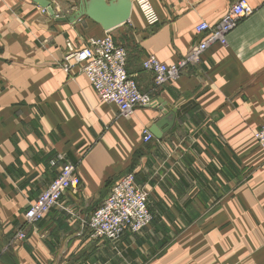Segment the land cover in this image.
Returning <instances> with one entry per match:
<instances>
[{
  "label": "crops",
  "instance_id": "1",
  "mask_svg": "<svg viewBox=\"0 0 264 264\" xmlns=\"http://www.w3.org/2000/svg\"><path fill=\"white\" fill-rule=\"evenodd\" d=\"M49 1L59 17L79 3ZM149 1L154 25L132 0L129 19L104 30L87 16L60 21L31 0H0L1 264H264V146L254 138L264 122V0H246L252 12L226 45H210L159 88L143 59L176 63L201 38L196 26L215 25L238 0ZM106 34L156 105L125 117L67 66V44ZM160 101L177 108L174 123L144 142ZM65 161L80 185L17 239L25 210ZM129 172L147 192L150 224L117 244L91 237L85 220Z\"/></svg>",
  "mask_w": 264,
  "mask_h": 264
},
{
  "label": "built area",
  "instance_id": "2",
  "mask_svg": "<svg viewBox=\"0 0 264 264\" xmlns=\"http://www.w3.org/2000/svg\"><path fill=\"white\" fill-rule=\"evenodd\" d=\"M135 2L146 23L154 25L158 17L150 1ZM251 12L252 8L246 0H238L215 25L202 22L196 26V32L202 36L191 45L179 61L167 64L154 55H148L143 59L142 67L153 74L154 86L162 87L175 80L188 65H198L201 55L210 45L214 43L226 45L229 32ZM67 46L68 50L64 56L67 66L71 64L70 62L78 65L89 79L99 99L115 104L121 115L129 117L136 107L157 104L156 99L148 93L141 92L136 81L127 74L126 49L117 44L111 35L91 38L86 46L79 49L71 48L70 44ZM152 138L153 135L145 130L143 141L147 142ZM254 138L259 146H264V122L254 132ZM79 185L80 178L76 165L65 161L56 177L34 201L30 202L24 212V223L16 232V238L25 239V226L42 220L52 207L59 204L66 190ZM147 197V192L137 185L134 174L132 172L124 174L85 220L89 235L117 244L125 233L141 232L152 220Z\"/></svg>",
  "mask_w": 264,
  "mask_h": 264
},
{
  "label": "water",
  "instance_id": "3",
  "mask_svg": "<svg viewBox=\"0 0 264 264\" xmlns=\"http://www.w3.org/2000/svg\"><path fill=\"white\" fill-rule=\"evenodd\" d=\"M31 1L46 9L57 20L75 21L81 16H87L99 23L104 30H110L119 24L125 23L129 19L132 9V0H79L77 10L71 16L59 17L55 15L49 0ZM157 106L162 111V116L151 125L149 132L155 138L160 139L172 127L177 108H172L168 112L164 109L165 104L162 101Z\"/></svg>",
  "mask_w": 264,
  "mask_h": 264
}]
</instances>
